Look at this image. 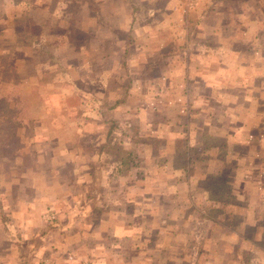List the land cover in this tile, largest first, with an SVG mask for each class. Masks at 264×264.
Masks as SVG:
<instances>
[{
    "label": "rangeland",
    "instance_id": "1",
    "mask_svg": "<svg viewBox=\"0 0 264 264\" xmlns=\"http://www.w3.org/2000/svg\"><path fill=\"white\" fill-rule=\"evenodd\" d=\"M182 2L187 5L183 20H180L177 0H0V149L2 143L5 147H17L25 154L20 158L26 163H37L39 156L42 166L33 174L32 167H3L0 158V264H19V259L31 264H59L66 256L77 254L91 255L97 261L96 246H101L103 241L109 248H120L114 253V249L108 250L105 258L121 259L125 264L130 257V244L135 245L137 239L122 234L121 238L105 237L104 233V236L98 233L100 227L115 231L123 223L144 225L151 231L164 228L165 232L150 231L144 235L146 244L163 240L175 247L186 245L187 250V246H193L191 252L179 256L175 247L164 251L162 255L169 261L163 264H177V256L183 260L184 255L185 264H224L228 258L226 247L233 245L236 251L242 246L253 247L250 252L237 251L248 262L264 258V127L255 124L261 115L264 117V105L248 109L247 116L236 109L224 118L221 117L223 106L219 104L225 95L223 88L227 86L223 75L230 82L226 95L239 97L241 76L246 79L253 73L264 75V63L262 69L256 64L264 54V26L261 23L256 32L253 26L257 20L245 15L241 21L236 13L245 11L247 3L253 9L264 0L220 4L213 10V16L206 17L210 22L217 19V23L228 26L227 33L230 29L232 34L241 35L248 30L247 27L243 30V25L252 24L250 32L256 34L249 35L247 55L254 56L249 62V74L239 65V60L227 61L232 56L240 59L241 55L240 45L227 43L220 44L218 59L212 62L218 64L215 77L214 72L204 71L200 63L196 65L197 54L178 55L179 45L184 42L183 29L194 38L193 28H183V25L197 20L192 18L197 0ZM128 5L138 10L130 13ZM20 15H24L22 20L17 17ZM122 15L127 18L121 20ZM80 18L82 24L78 21ZM112 21H116L118 28L111 26ZM30 22L39 27L30 26ZM127 26L131 29L124 32ZM224 38L220 39L221 43L227 42ZM133 42L140 49L129 48ZM195 46L191 42L188 53H193ZM44 67L53 70L42 77L43 73L40 75L38 71ZM162 72L173 81L169 92L159 77ZM194 78H200V89H196L195 95L206 97L203 98L206 103L198 101L185 111V100H190L194 92L182 93L173 85L179 86L184 79L185 84L195 85ZM20 82L23 83L17 85ZM247 83L249 91L247 86L242 88L247 91L243 93L246 97L251 95L253 86L251 80ZM258 83L264 89V79ZM81 89L85 91L78 102L75 94ZM125 97L131 102V109L143 112L142 120L136 116L131 126L126 122L114 124L112 155L97 154V123L85 119L94 115L93 100L111 106L113 101H122ZM234 104H240V98ZM198 105L206 107L203 113L197 112ZM244 106L246 111L247 105ZM256 109L261 114L257 118L253 113ZM168 110L174 115L173 122L180 123V126L171 125L173 134L183 140L152 136L157 135L153 132L170 113ZM108 125L101 129L106 131ZM205 125L212 133L232 132L242 141L234 145L231 162L220 164L214 159L218 175L207 176L205 186L198 180L186 188L184 171H172L169 165H164L168 161L180 167L185 164L190 167L188 174L192 175L195 166L191 167L190 160L194 163V159L203 157L194 147L188 151L187 144L201 135ZM132 133L140 137L135 144L126 141V136L131 138ZM145 136L148 139L144 140ZM19 161L17 158L16 162ZM90 161H96L97 165ZM7 168L12 169V178H9L10 172L4 171ZM89 171L92 179L89 190L104 187L105 197L100 205H95L92 199L85 201ZM33 179H36L34 184ZM8 181L13 184L7 189ZM203 188L209 193L204 194ZM39 189L43 191L39 200L17 201L19 194L36 197ZM68 190L70 193L64 195ZM7 191L11 193L9 197L4 195L5 192L8 195ZM211 191L215 201L209 198ZM111 201H118L119 206H112ZM184 208L189 214L201 210L216 221L206 226L200 218L181 219ZM86 209L91 212L85 218ZM70 210L71 215L58 222L56 215ZM5 217L9 218L5 220ZM36 229L38 233H34ZM227 231L234 235L226 236ZM18 235L26 241H16L21 238ZM85 264H91V260Z\"/></svg>",
    "mask_w": 264,
    "mask_h": 264
},
{
    "label": "crops",
    "instance_id": "2",
    "mask_svg": "<svg viewBox=\"0 0 264 264\" xmlns=\"http://www.w3.org/2000/svg\"><path fill=\"white\" fill-rule=\"evenodd\" d=\"M182 1L183 0H180V1L177 0V2H178L177 3L178 13L181 12L180 13L181 14L180 20L182 18H184V14L187 11V5H186V3L182 2ZM200 1H202V3H200ZM235 1H246V0H197V2L195 4V8H197L196 11H195V9L191 10L192 12L195 11L192 18L193 19L196 18L197 19L196 22L191 21V22H187L186 24L183 25V28H185V26H186V28H193L192 33H194V38L191 37L190 35H187V33H186L187 29L186 30L183 29L184 42L182 43V45H179V48H178L179 54L178 55L186 54L185 57H187V56H190L191 54H197V57L195 58L196 65L198 63H200L203 70L208 71L209 74H212V72H214L215 73L214 77L217 76V74H218L217 73L218 64L217 63L213 64L212 62L217 61V59H218L216 54L219 52L218 49H219L220 44H222V45L224 44L225 46L227 45V43H229L232 46L233 45H240V52H241L240 59L232 56L230 58H227V61H233L234 60V61L238 62V60H239V62H240L239 65L241 67H244L247 70L248 74H249L248 68H251L249 66V62L254 60V56H250L249 54L247 55V51L249 49L248 44H250V41H251L249 35H251L253 37L256 36L255 33L253 34L250 32V28H251L252 24H249L248 26L243 25V30L246 29V27L248 28V30L243 31L241 33V35H238L235 32H234V34H232L230 29L228 30V32L230 33L229 34V33H227L228 26H224L222 24L217 23V19H216V22L213 23V22H210L208 20V18H206L208 16L210 17V16L214 15L213 10L218 5H220V4L228 5V3L235 2ZM179 3H180V5H179ZM113 4H115V2L114 3L112 2V5ZM168 5H170L169 1H168ZM188 5L192 6L193 4L190 3ZM69 6H70V4H68V7ZM128 6L130 7V13L134 14L138 10V7H135L134 5H132V6H134L133 9H131L130 5H128ZM247 7L249 8L250 11L247 10L248 9ZM169 8L171 9V7H169ZM246 8L247 9H245V11L236 12L237 14L240 15L238 17H241L239 20L244 21L245 15H250L251 20H257V25L253 26V28L256 27V32H257L259 30V28H261L260 27L261 23L264 26V3H260L256 6H254L253 9H251V6H249L247 3ZM69 11H71V8H70V10H67V12H69ZM197 11L199 12L198 15H197ZM167 13H168V11H167ZM216 13H217V11H216ZM125 18H127L125 15H122L120 17L121 20H124ZM78 21L81 22V18L78 19ZM187 21H188V19H187ZM30 23H28V24H30ZM236 23H238V22L236 21ZM253 23H255V22H253ZM32 24L39 27L36 23L35 24L32 23ZM81 24H82V22H81ZM111 26L114 28H118L116 21H112ZM130 29H131L130 26L123 28L124 32H129ZM188 32H190V34H191V31H188ZM40 34H39V37H42V35L40 36ZM244 34H245V36H244ZM131 36H133V35H131ZM223 37H225L224 39L227 42L221 43L220 39H222ZM191 42L192 43L194 42L196 44V46L194 48L195 51L193 53H188V50H189L188 46L191 44ZM134 44L135 43L133 42V44L129 48L140 49V47H138L137 44H135V45ZM88 50L90 51V49H88ZM123 53H125V51H123ZM124 55L125 54H123L122 56L124 57ZM263 63H264V54L261 55L259 61L256 62V64L258 66L261 65V69H262ZM210 64L214 65V66H210ZM212 68H214V70H212ZM261 69L259 70V72L261 71ZM52 70L53 69L50 67H44V68H42V70L40 69V71H38V74H40V72H41V74L43 73L42 77H44L45 74L51 73ZM151 70H154V69H151ZM154 71L156 72V70H154ZM34 74H37V73H34ZM151 74H152V72H151ZM223 74H225V73H222V75ZM20 75H22V74H20ZM117 75L118 74H116V76ZM151 77L154 78L153 75H151ZM159 77L164 81L163 87L169 92L170 89L172 88L171 87V84H172L171 83V81H172L171 77H166L164 75V72H162ZM222 78L226 80L227 86L225 88H223V92L225 95L222 96V99L219 103L220 106L221 105L223 106V109L221 110L223 115H221V117H224V118L230 117L233 110H236V109L241 110L242 114L246 113L245 115L247 116L249 114V113H247L248 109H251L253 107L256 108L257 104H263L264 105V89H260L259 88L260 83H258L260 80L264 79L263 74H254L253 73L251 76L249 75L248 78H246V79H244L242 76L240 77L239 87L241 86V92H242L241 97L236 96L234 94L226 95L227 90H230L229 89L230 82H229V78H227V75H223ZM250 80L253 84L252 89H251V95L246 97V96H244L243 93L247 94V91H249V86L247 85L248 84L247 82H249ZM184 81H185V79L183 81L181 80L179 86L173 85V88H174V86L177 87V89L182 90V93L184 91L193 90V92H194L193 97L190 100H188V99L185 100V103H186L185 104V111H186L187 107L193 106L198 101H201L202 104L206 103L203 100V98H206V97H204L203 95H197V96L195 95L196 89H200L199 84H198V82H200V78H194V82H196L195 85H193L190 82H188L190 84H185ZM21 83H23V82H20L17 85H19ZM7 85H10L13 87L14 83L13 84L7 83ZM200 86H201V84H200ZM244 86H247V91H243L242 88H244ZM150 88H153V85ZM84 91H85L84 89H81L79 92H77L75 94L78 102L80 101L81 97L84 95ZM125 91H126V89L123 90V93H125ZM127 91L130 92V89H127ZM221 91H222V89H221ZM115 92H117V89L115 90ZM219 95H221V94H219ZM238 98H240V104H234V101L237 100ZM127 99H128V97L126 99H123L122 101L115 100L112 102L111 106L104 104V101H101L98 99L96 101L93 100V102L95 103V105H94L95 107H93V109H95L94 115L87 116L85 119H87V122L88 121H95V123H97L96 133L99 135V137L96 138V141L98 142L97 143V150H98L97 154L104 155V156L105 155L106 156L112 155V150H113L112 148L114 147V145L112 144L113 143L112 142V139H113L112 135H113L114 131H112L110 134H107V132H106L109 129L111 124H112L111 125L112 128H113L114 124L120 125V124H118V122H126L129 126H131V123H132L131 121L134 120L136 118V116H137V118L142 120L143 112L141 111V113H139L137 110L131 109V102ZM244 100H247L248 103L245 104ZM199 105H201V104H199ZM244 105H247L246 111H243L245 109ZM153 106L155 107L156 105H153ZM108 107H109V109H108ZM104 108H106V109H104ZM205 108L206 107H204V106H199L197 109V112L203 113ZM149 110L150 109L148 108L147 111L149 112ZM257 110L258 109H256V111L253 112V113H255V115H254L255 118H257V117H259V115H261L260 113H257ZM106 111H108V112H106ZM185 111H184V113H185ZM261 111L263 112V110H261ZM95 114H98V115H95ZM145 114H146L145 116H147V118H148V113L146 112ZM150 114L153 115V112L151 110H150ZM164 114H166V112H164ZM173 116L174 115H172L171 112L168 113V115H166V117H165L164 121L161 123V125H159L157 128H155V131L153 132V134L157 133V135H152V136L158 137L159 139H166V140L175 139V138H177L179 140H183L182 137L176 136L173 134L174 130H173L172 126L173 125L174 126H180V123H178V122L174 123L173 122ZM263 116H264V113H263ZM218 118H219V116H218ZM262 118H264V117H262V115H261V119L255 123L260 128L264 127V119H262ZM145 121H148V120L146 119ZM250 122L251 121L247 122V125ZM217 123H219V119L217 120ZM105 124H109L106 131L101 129V128H104ZM142 124H143V122H142ZM142 124H141V126H142ZM205 124H209V123H205ZM259 124H260V126H259ZM2 125H4V124H2ZM205 126H203L201 129L202 130L201 135L200 134H199L200 136L197 135V137H195L194 142L188 141V144H187L188 151L192 150L191 147H194L195 149L199 150L200 156L203 157V158L200 157V159H194V163H191L193 161L190 160V164H192L191 167L195 166L192 175L188 174V168H190V167H186L185 164L182 165L183 167H180L178 164H176V165L173 164V161H170V162L168 161L167 164L164 165V166L169 165L171 167L170 169L172 171H179V172H180V170L184 171L185 175H183V176L185 179H183V181H184L183 183H185L186 188L188 186H191L193 182L194 183L198 182V180H200V182H203V185H204L207 176L218 175V171L214 167L213 163L215 161L220 162V164H225V163L231 162V160L233 159V158H231L232 155H235L234 154L235 153L234 152L235 151L234 145L238 144L237 142L242 141V140L238 139L239 138L238 135H236L232 132H229L227 135H224L221 133H214V132L212 133L210 131V128L207 127L208 125H205ZM159 127H161V128H159ZM3 138H5L4 140H6V134L3 135ZM131 138H133V140H131ZM131 138H130V136L128 138L126 136V139H127L126 141H128L127 143H130V144L134 143L135 144V142L138 139L140 140V137H137L133 133L131 135ZM192 138H194V137H192ZM143 139L144 140L148 139V136H145ZM219 139L221 141L222 140L224 141V147H222V148L220 145L221 144L220 141L219 142L217 141ZM53 143H54V141H53ZM4 144L5 143H2L3 147H2V149H0V158L3 162V167H32L31 169H33V171H32L33 174L36 172L34 170H37L38 167H42L41 166V160L39 161V156H38V162L37 163H31V162L26 163L25 159L20 158V157L25 155L22 153V151H20V149H18L17 147H15V148L5 147ZM116 149H117V147H116ZM118 150L120 151V149H118ZM70 151L72 152V156H73V150L70 149ZM120 152L123 153L124 151H120ZM128 155H130L129 152H128ZM212 156H214V157H212ZM17 158L20 159L19 162H16ZM71 158H74V156ZM214 159H216V160L214 161ZM65 160L68 161L67 159H65ZM90 162H92V161H90ZM14 164H16V166ZM92 164L97 165L96 161L92 162ZM200 165L203 167H199ZM86 167H89V166H86ZM4 171L10 172L9 178H12V174H13L12 169L7 168V169H4ZM87 174L90 175V171ZM90 177H91V175L89 176V178ZM191 177H193V178H191ZM194 178H196V179L193 181ZM35 180L36 179L32 180L33 184H34ZM147 180H148V178L146 177V181ZM145 182H144V184H145ZM12 184H13V181H8L7 182V189L10 186L12 187ZM108 184L109 183L106 182V185H108ZM136 184L138 185L137 182H136ZM91 186H92V179L90 178V181L87 183V186H86V188L88 187L86 194L84 195L86 197L85 201L87 199H90V200L92 199L94 201L95 205H100V203H99L100 200H103V198L105 197L104 191H102L103 190L102 188H104V187L98 186L97 189L94 188L92 191H90L89 188ZM140 186H142V185H140ZM18 188H21L20 182H18ZM40 190L41 189H39L40 194H37L36 197L35 196L30 197V198L29 197H23L21 194H19L17 196V201L22 202V200L26 199L25 203H30L31 200H39L38 198L42 196V192H43ZM66 193L69 194L70 191L69 190L65 191L64 195ZM203 193L207 194L209 192L203 188ZM10 194L11 193L8 192V195H7L5 192L4 195L9 197ZM209 198L212 199L210 194H209ZM142 199H144V197H142ZM85 201H83L82 203H84ZM211 201H215V200L212 199ZM111 202H112V206H114V207L119 206L118 201H116V202L111 201ZM184 203H187V201H184ZM72 212L73 211L70 210L69 212H60L59 214L57 213L58 215H56L57 216L56 218H57V220H59L58 222L64 221L66 219V216L71 215ZM90 212L91 211H87V209H86L83 216L85 218L88 217ZM182 212H183V214L180 213L181 219H182V217L191 218L193 220H195V218H200L202 221L206 222L205 223L206 226L208 224H210V222L216 221L215 218H212L211 216H207L201 210H198V212L193 211L192 212L193 214H189L191 212H188L184 208V210H182ZM116 217H115V219H116ZM7 218H9V217H5V220H7ZM46 218H48L47 215H46ZM68 220H72V219L68 218ZM41 222H42V224H45L43 221H41ZM216 223L219 224V222H216ZM123 224L124 225H122L121 229H115V231H113L111 228L109 231V229H107V228H101L100 227L98 233H99V235H102V236H104L103 235V233H104L105 237H107L108 235H110V236L112 235V236H119L121 238V234H122L125 237H128V238L131 237L132 239L133 238L137 239V243H135V245L130 244V247H129L130 257L126 259L127 262L125 264H163V263L169 261L168 257H166L165 255L163 256L162 254L164 253V251H166V250L170 251V249L174 248L175 244L173 246H171L170 243H166L163 240L161 241V243L160 242L159 243L152 242V244H146V243H144V239H142V238L144 235L148 234L151 231V229L145 227L144 225H140V222H139V225H140L139 227H138V225H133V224L132 225H130V224L127 225L126 223H123ZM241 226H242V224H241ZM151 232L159 233V232H165V231H164V228H162L161 231L160 230H152ZM34 233H38V229H36L34 231ZM161 234L163 235L164 233H161ZM228 235H234V234L232 231H227L226 236H228ZM18 236L21 237V235H18ZM16 241L25 242L26 238L22 236L20 239H16ZM132 241L134 242V240H132ZM254 246L258 247L257 245H254ZM175 248L177 249V255L179 256L181 253L191 252L193 246L192 245L187 246L189 251L186 249V245H176ZM252 248H253L252 246H247V247L242 246V248H239L237 251L245 250V251L250 252ZM112 249L115 250V251H112L114 253V252H118V250L120 248L118 246L109 248L108 245H106V243L103 241L101 246H99V245L96 246V250H98L97 251L98 254L96 255V257L98 258L97 261H95V259L92 258L91 255L85 257V256H81V255L76 253L77 255L66 256V258H63L64 261L61 260L59 262H57V261L56 262L59 264H65V263L66 264H85L87 261L91 260V264H123L121 259L116 260V259H110L109 257H108V259L105 258V252H107L108 250H112ZM226 249L228 250L227 251L228 252V258H227V260H225L224 264H249L250 262H252L253 264H264V258H258L256 262L251 261V260H249V262H248V260L245 259L244 255L242 257H239L238 256L239 254H237V251L235 250L234 245L231 248L229 246H227ZM193 252L195 254L193 258H195V262H197L195 250H193ZM178 256H177V258H178L177 264H185L184 259L186 258V256L185 255L183 256V258H184L183 260H181ZM30 262L31 261H26V260L21 261V259H19V264L20 263L21 264H31ZM39 262L41 263L42 261L39 260Z\"/></svg>",
    "mask_w": 264,
    "mask_h": 264
},
{
    "label": "trees",
    "instance_id": "3",
    "mask_svg": "<svg viewBox=\"0 0 264 264\" xmlns=\"http://www.w3.org/2000/svg\"><path fill=\"white\" fill-rule=\"evenodd\" d=\"M18 17V19H20V20H22L23 19V17H24V15H20V16H17ZM30 26H35V25H33L32 23H30L29 24ZM2 100H3V98H2ZM0 108H2V107H0ZM112 125V124H111ZM110 125V127H109V129L106 131L107 132V134H110L112 131H113V128H112V126ZM218 142L220 141V145H221V148L222 147H224V141L222 140H217ZM104 146V145H103ZM212 190V189H211ZM211 197H212V199L213 200H215V195H214V193H213V191H211ZM218 199V198H217ZM216 199V200H217ZM207 216H211L210 214L209 215H207Z\"/></svg>",
    "mask_w": 264,
    "mask_h": 264
}]
</instances>
